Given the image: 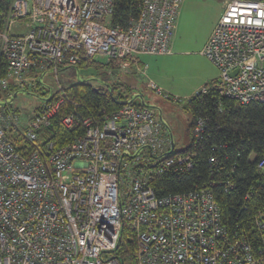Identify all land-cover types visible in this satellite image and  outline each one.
<instances>
[{
    "label": "built area",
    "instance_id": "obj_1",
    "mask_svg": "<svg viewBox=\"0 0 264 264\" xmlns=\"http://www.w3.org/2000/svg\"><path fill=\"white\" fill-rule=\"evenodd\" d=\"M221 1L200 51L219 77L192 96L264 103V0ZM181 3L140 0L122 30L110 26L115 0H0V264H120L111 252L122 221L135 241L134 264H264V208L241 231L226 224L210 187L155 192L156 176L192 168L205 119L188 122L186 147L175 151L169 127L133 98L97 117L66 114L61 125L83 134L40 145L63 96L24 118L11 104L18 92L45 87L46 73L62 91V75L97 58L111 65L108 75L131 65L142 74L140 56L171 54ZM147 88L162 95L152 82ZM15 135L30 149L18 151ZM256 170L264 181V158Z\"/></svg>",
    "mask_w": 264,
    "mask_h": 264
},
{
    "label": "trees",
    "instance_id": "obj_2",
    "mask_svg": "<svg viewBox=\"0 0 264 264\" xmlns=\"http://www.w3.org/2000/svg\"><path fill=\"white\" fill-rule=\"evenodd\" d=\"M140 0H115L110 26L122 30L128 28L139 13ZM109 69L111 65L84 61L75 66L79 71L89 67ZM40 84L39 99L52 100L62 95L64 101L50 127L43 130L38 139L40 145L52 141L64 145L83 134L81 129H65L60 119L68 113L79 117H97L102 111L111 113L128 99V87L123 82L92 86L87 80L65 85L62 91H53L51 85ZM27 89L23 92H27ZM180 101V100H179ZM177 101V102H179ZM188 122L198 118L207 121L205 131L194 147L196 157L192 168L185 173L168 172L155 177L153 187L158 196L178 194L196 187H210L219 202L224 221L231 228L249 229L253 216L264 208V181L256 170L257 162L264 158V103L252 102L240 105L237 101L222 98L216 102L209 96H192L183 106ZM186 141L190 137L189 124ZM13 143L18 151L26 152L30 145L15 135ZM253 157L249 161V156ZM226 181L232 183L227 187ZM135 241L126 221H122L120 239L111 256L120 264H134Z\"/></svg>",
    "mask_w": 264,
    "mask_h": 264
},
{
    "label": "rangeland",
    "instance_id": "obj_3",
    "mask_svg": "<svg viewBox=\"0 0 264 264\" xmlns=\"http://www.w3.org/2000/svg\"><path fill=\"white\" fill-rule=\"evenodd\" d=\"M185 1L187 7L185 5V11L183 10L185 15L181 18L179 31L175 37L177 44L174 53L163 56H141L142 74L132 69L131 73L125 74L118 69H112L111 74L108 75L105 68L93 66L79 71L73 68L62 75L60 81L62 85H69L76 81L87 80L94 87L123 82L129 89L126 92L130 97H134L135 100L142 98L154 109L163 124L169 127L175 143V151H182L186 147L188 115L183 108L185 100L204 86L207 76L211 78L210 80H217L219 77L215 67L205 57L199 55V52L205 36L204 23L217 7L214 3L217 2L219 5L221 0ZM183 3L184 0H182L181 7ZM95 61L100 64L104 62L102 58H97ZM132 75L134 83L127 78ZM42 82L54 86L49 73L44 75ZM150 82L162 90V95H156L147 88ZM34 87L35 85L28 87L27 92H18L11 102L13 107L22 113L23 118L42 101L37 96L41 90ZM53 88L56 89V87ZM174 99L180 101L175 102Z\"/></svg>",
    "mask_w": 264,
    "mask_h": 264
},
{
    "label": "crops",
    "instance_id": "obj_4",
    "mask_svg": "<svg viewBox=\"0 0 264 264\" xmlns=\"http://www.w3.org/2000/svg\"><path fill=\"white\" fill-rule=\"evenodd\" d=\"M192 1H193V0H192ZM205 1H210V0H203V2H205ZM214 4H216L217 7L213 10V12H212L210 18H209L207 21H205V23H204L206 30H205V36L203 37V41H202V43H203V44H202V48H203L204 44L206 43V41H207V39H208L210 33L212 32V30H213L215 24L217 23L219 17H220L221 14H222V11H223V9H222V1H220V4H219V5L217 4V2L214 3ZM185 5H186V1L184 0V3L182 4V7L180 8V12H179V15H178V23L176 24V28H175V31H174V36H173V39H172V44H171V54H173L174 51H175V47H176V44H177V42L175 41V37H177V33H178V31H179V24H180L181 18L183 17V15H185V14L183 13V10L185 11ZM186 7H187V5H186ZM186 11H187V8H186ZM179 53H181V52H179ZM171 54H170V55H171ZM199 55H201L200 52H199ZM201 56H202V55H201ZM140 57H141V56H140ZM140 57H139V59H138V62H139L138 66H142V64H143L142 61H141V59H140ZM131 69H132L133 71H137V68H136L134 65H131L130 67H128L127 69H125V71H123V74H125V73H131ZM129 75H130V74H129ZM126 77H127V76H126ZM127 78H128L130 81H132V83L135 82V80L133 79V75H132V77H127ZM204 79H205V78H204ZM210 79H211V78H208V76H207V78L204 80V83L207 84V83H209L210 81H212V80H210ZM133 80H134V81H133ZM205 84H204V85H205Z\"/></svg>",
    "mask_w": 264,
    "mask_h": 264
}]
</instances>
